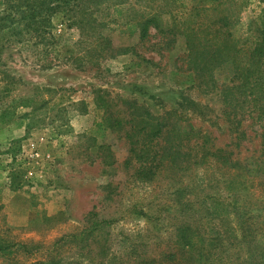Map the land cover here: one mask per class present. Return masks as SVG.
<instances>
[{"label":"rangeland","instance_id":"rangeland-1","mask_svg":"<svg viewBox=\"0 0 264 264\" xmlns=\"http://www.w3.org/2000/svg\"><path fill=\"white\" fill-rule=\"evenodd\" d=\"M233 1L231 34L251 38L264 0ZM126 3L125 9L132 7L127 14L142 9L140 0ZM211 3L171 0L158 14V29L150 28L144 40L133 28L111 25L104 35L130 52L93 64L84 59L80 68L69 58L84 56L90 45L68 27L62 11L42 25L35 22L37 34L10 18L0 20V264L57 263L63 251H53L52 244L82 229L90 211L117 219L111 231L117 250L132 235L164 246L179 214L176 183L146 186L132 180L136 164L126 165L128 126L113 119H128L125 104L133 103L153 115L175 114L170 119L181 130L210 131L218 146L230 143L217 93L205 95L195 87L184 38L169 31L186 22L193 8ZM11 13L10 3L0 0V16ZM214 75L218 83L227 82L231 66L222 65ZM244 130L258 132L255 125ZM257 143V136L242 141V154L257 152ZM132 205L152 219L132 214ZM257 222L264 243V219Z\"/></svg>","mask_w":264,"mask_h":264},{"label":"trees","instance_id":"trees-1","mask_svg":"<svg viewBox=\"0 0 264 264\" xmlns=\"http://www.w3.org/2000/svg\"><path fill=\"white\" fill-rule=\"evenodd\" d=\"M127 1L7 0L13 13L0 20L10 18L37 34L35 22L42 25L46 17L62 11L68 27H75L90 45L84 56L69 58L80 68L84 59L93 64L130 52L127 47L113 46L104 35L111 25L133 28L144 40L150 28L158 29V14L165 13L171 3L140 0L142 9L127 14L132 8L125 9ZM236 10L233 0H212L210 7L193 8L186 22L169 29L184 38L195 87L205 95L217 93L229 144L216 145L210 131L181 130L178 121L170 119L173 113L153 115L133 103L125 104L128 119H113L115 124L128 126L126 165L129 161L136 164L132 180L146 186L160 180L176 183L174 202L179 214L167 242L158 249L159 244L132 235L117 250L111 235L117 219L99 218L90 211L82 229L52 244L51 249L63 255L50 264H264V243L257 230V219H264V9L259 27L246 39L231 34ZM224 64L231 66L232 76L218 83L214 73ZM249 125H255L257 135L244 130ZM256 136L258 154L251 150L243 155L241 142ZM182 197H186L184 202ZM132 214L152 219L136 205Z\"/></svg>","mask_w":264,"mask_h":264}]
</instances>
